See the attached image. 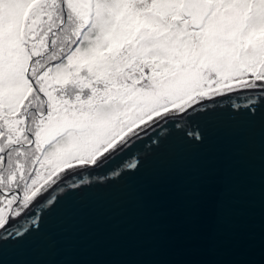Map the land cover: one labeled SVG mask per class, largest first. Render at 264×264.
<instances>
[{
	"label": "snow or ice",
	"instance_id": "1",
	"mask_svg": "<svg viewBox=\"0 0 264 264\" xmlns=\"http://www.w3.org/2000/svg\"><path fill=\"white\" fill-rule=\"evenodd\" d=\"M221 111L264 119V0H0V248Z\"/></svg>",
	"mask_w": 264,
	"mask_h": 264
},
{
	"label": "water",
	"instance_id": "2",
	"mask_svg": "<svg viewBox=\"0 0 264 264\" xmlns=\"http://www.w3.org/2000/svg\"><path fill=\"white\" fill-rule=\"evenodd\" d=\"M138 172L66 194L0 264H264V119L201 118Z\"/></svg>",
	"mask_w": 264,
	"mask_h": 264
}]
</instances>
